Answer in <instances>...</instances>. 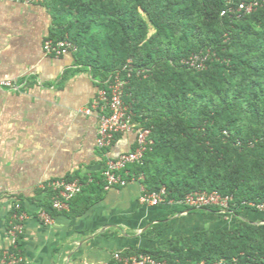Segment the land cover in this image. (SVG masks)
<instances>
[{"label": "trees", "instance_id": "16d2710c", "mask_svg": "<svg viewBox=\"0 0 264 264\" xmlns=\"http://www.w3.org/2000/svg\"><path fill=\"white\" fill-rule=\"evenodd\" d=\"M240 1L50 0L49 39L74 44L78 63L100 88L107 89L128 60L144 72L130 80L125 102L137 126L151 130L154 144L142 164L126 171L129 178L143 176L148 193L164 189L166 203L179 206L153 226L155 234L161 236L177 213L220 212L179 204L195 192L232 197L228 215L239 218L232 229L195 231L123 256L146 254L168 264H264V222L241 218L246 211L261 213L251 203L264 204V7L240 19L223 15ZM208 53L203 71L182 64ZM81 180L83 192L63 214L82 216L104 197L102 175L88 185Z\"/></svg>", "mask_w": 264, "mask_h": 264}, {"label": "crops", "instance_id": "0c3cea01", "mask_svg": "<svg viewBox=\"0 0 264 264\" xmlns=\"http://www.w3.org/2000/svg\"><path fill=\"white\" fill-rule=\"evenodd\" d=\"M53 28L50 0L36 5L0 0V264L12 248L8 231L17 204L27 216L17 242L23 264H110L130 248L152 249L204 230L195 226L198 221L215 217L226 229L237 226L239 218L232 215L184 211L170 217L158 237L153 226L179 206L141 204L138 183L105 189L82 216L56 213L50 226L38 219L39 211L51 205V182L94 181L108 159L136 144V133L128 132L118 135L107 151L97 147L96 113L83 111L100 87L74 54L45 52ZM241 218L262 223L264 213L246 211Z\"/></svg>", "mask_w": 264, "mask_h": 264}, {"label": "built area", "instance_id": "2783aa9c", "mask_svg": "<svg viewBox=\"0 0 264 264\" xmlns=\"http://www.w3.org/2000/svg\"><path fill=\"white\" fill-rule=\"evenodd\" d=\"M13 3L24 5L44 4L49 0H8ZM264 7V0H241L235 8H229L223 12V15L229 13L240 19L243 15L256 12ZM45 52L53 57H61L65 54H74L77 48L69 40L48 39L44 43ZM211 58L210 54L194 55L189 59L183 60L182 64L189 69L203 71L206 69V63ZM144 72L136 69L132 60H128L122 72H117L108 83L107 89L100 88L96 99L83 112L86 115L96 113L98 119L97 147L102 151L109 150L116 137L128 132L136 133L135 148L120 155L116 159H108L102 176L105 181V189L123 188L129 184L138 183L140 185V203L149 206H160L166 203L165 190L158 193H148L146 187L142 184L144 179L140 177H130L126 168L133 164H142L145 154L151 151L154 142L151 139V130L142 129L134 122V112L132 107L125 102L126 88L130 80L136 74L141 76ZM125 75V77H124ZM3 87L10 88L12 83L3 82ZM227 135V133H224ZM124 173V174H123ZM88 180L87 185L92 183ZM86 183L80 179L55 180L49 184L52 191L51 205L39 211L38 219L46 226L54 222L53 213L63 214L70 211L72 201L83 192ZM233 198L222 196L218 192H195L188 194L184 200L179 203L189 209L201 211L207 208H218L220 213L228 214L230 203ZM256 208L259 212H264V204L249 205ZM16 213L13 217V224L8 233L11 238L12 248L4 254L1 264H23V260L17 251V242L24 234V221L27 218L22 212V206H15ZM114 260L118 264H168L163 261H157L152 256L146 254L122 256L116 254ZM200 264H206L201 262ZM222 264V263H215Z\"/></svg>", "mask_w": 264, "mask_h": 264}, {"label": "rangeland", "instance_id": "374dc122", "mask_svg": "<svg viewBox=\"0 0 264 264\" xmlns=\"http://www.w3.org/2000/svg\"><path fill=\"white\" fill-rule=\"evenodd\" d=\"M222 217V216H221ZM225 224H223L222 222L218 221L217 219L214 218H210L201 222H197L195 226L197 227H203L202 229L204 230H209V229H226L228 226H224ZM198 228H194V231L197 230Z\"/></svg>", "mask_w": 264, "mask_h": 264}]
</instances>
